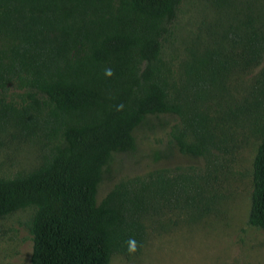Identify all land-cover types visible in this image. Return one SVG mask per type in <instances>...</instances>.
I'll return each instance as SVG.
<instances>
[{
  "label": "trees",
  "instance_id": "trees-1",
  "mask_svg": "<svg viewBox=\"0 0 264 264\" xmlns=\"http://www.w3.org/2000/svg\"><path fill=\"white\" fill-rule=\"evenodd\" d=\"M182 0H0V129L50 143L38 166L0 176V217L30 212L32 264H110L142 251L147 224L201 214L220 166L258 139L248 224L264 230V65L242 97L228 83L264 62V28L231 16L218 41L173 73L164 49ZM110 70V72H109ZM21 103H6L10 88ZM176 117L172 149L203 159L200 176L155 169L114 181L136 133Z\"/></svg>",
  "mask_w": 264,
  "mask_h": 264
},
{
  "label": "rangeland",
  "instance_id": "rangeland-1",
  "mask_svg": "<svg viewBox=\"0 0 264 264\" xmlns=\"http://www.w3.org/2000/svg\"><path fill=\"white\" fill-rule=\"evenodd\" d=\"M245 19L251 15L264 28V0H182L174 34L168 38L163 57L167 67L177 73L183 61L218 41V33L231 16ZM264 65L236 71L228 83L230 93L242 97ZM20 90L12 87L5 98L21 103ZM11 105L16 103L9 102ZM166 123L153 130L137 131L136 150L119 156L112 165L114 181L100 188L104 196L114 182L144 175L155 169H171L200 176L207 162L180 154L172 149L171 129L176 117L166 116ZM229 170L220 166L208 183V208L201 214H167L160 223L147 224L148 238L138 254L112 256L110 264H264V230L248 224L253 191V160L258 139L248 135ZM50 143L37 136H25L13 127L0 129V176L13 177L38 166L49 153ZM30 212L20 211L0 217V264H32L33 235Z\"/></svg>",
  "mask_w": 264,
  "mask_h": 264
},
{
  "label": "clouds",
  "instance_id": "clouds-1",
  "mask_svg": "<svg viewBox=\"0 0 264 264\" xmlns=\"http://www.w3.org/2000/svg\"><path fill=\"white\" fill-rule=\"evenodd\" d=\"M109 72H110V70H109Z\"/></svg>",
  "mask_w": 264,
  "mask_h": 264
}]
</instances>
